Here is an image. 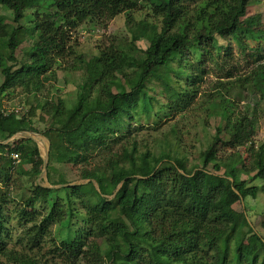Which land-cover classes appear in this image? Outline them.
<instances>
[{"label":"trees","instance_id":"trees-1","mask_svg":"<svg viewBox=\"0 0 264 264\" xmlns=\"http://www.w3.org/2000/svg\"><path fill=\"white\" fill-rule=\"evenodd\" d=\"M256 1L261 0H0L11 13L10 19L0 14V93L19 88L38 96L55 78L67 32L85 20L104 24L124 13L129 30H141L147 39L145 48L137 47L140 38L132 31L126 43L112 41L94 55H77L81 75L72 104L57 97L20 113L0 110V255H11L17 264H48L29 252L42 250L52 226L62 224L64 238L50 240L51 256L63 264H264V211L255 223L244 202L264 192V142H254L264 103V22L260 13L246 15ZM144 6L157 21L131 17ZM147 27L155 28L146 33ZM23 33L36 38L29 44ZM225 36L235 40L237 52L220 43ZM32 52L39 57L26 60ZM239 59L254 66L237 76V86L249 89L251 98L243 110L227 97L207 99L221 120L216 133L226 138L201 149L199 166L188 165L174 117L194 105L213 68L234 78ZM152 79L156 94L146 90ZM34 119L43 129L35 128ZM21 131L48 140L45 176L58 188L35 183L28 195L11 189L14 174L31 177L43 168L38 154L21 147L28 137L4 143ZM148 131L157 136L151 148L142 137ZM240 146H247L248 163L237 153L218 155L221 147ZM231 157L246 178L223 170ZM24 164L30 166L26 171ZM70 166L86 182L72 184L65 172L52 178V167ZM254 180L262 184L249 185ZM38 203L48 208L44 214L27 212ZM13 214L27 236L23 252L9 246ZM75 220L87 228H74ZM244 221L249 231L242 235ZM248 235L256 239L251 249L243 241Z\"/></svg>","mask_w":264,"mask_h":264},{"label":"rangeland","instance_id":"rangeland-1","mask_svg":"<svg viewBox=\"0 0 264 264\" xmlns=\"http://www.w3.org/2000/svg\"><path fill=\"white\" fill-rule=\"evenodd\" d=\"M150 10L148 6L141 7L138 11H134L131 13V17L135 20L146 19L148 21H157L158 17L152 16L150 14ZM255 13H260L262 16V21L264 22V0L256 1L250 3L246 9V15H253ZM0 14L2 16H6L7 19H10L9 15L11 14L4 7H0ZM132 25V24H131ZM154 25V24H153ZM155 27H147L145 28L146 33H150ZM135 32V35L140 38L136 41L137 47L145 48L147 45V39L144 38L145 35L142 34L141 30L131 28L129 30V26L126 21L125 14H121L115 17L112 20H109L104 24H97L95 22H90L89 20H85L80 25L76 26L73 29H70L67 32L68 42L66 51L62 54V57L59 59V64L55 66V78L47 82L45 89L38 94V96L34 97L32 94H27L23 92L19 88L10 89L5 92L0 93V110L5 113H9L11 111L18 110L19 113L21 111H25L31 105H35L37 102L44 101L45 98L56 99L57 97H62L67 104H72L75 97V83L79 80L81 71L75 67V58L77 55H82L83 57H89L97 53L98 46H104L108 42H117L126 43L125 41L130 40L131 32ZM36 34L28 35L27 33H23V37L28 39V43L30 44L35 38ZM220 43L223 46H231L234 52H237V47L235 40L230 37H221L219 39ZM28 45V44H27ZM262 53L264 54V45ZM27 46L21 47V51L27 49ZM20 50V49H19ZM18 50V51H19ZM39 53L32 52L26 53L25 59L33 61L37 59ZM195 57L198 56V52L194 53ZM237 71L234 78L226 79L221 77V74L214 68L210 71L208 75H206L201 83L200 93L196 97L194 105L189 109L187 113L180 116L177 115L174 117V122L176 123L177 137L179 138L181 152L180 154H185L188 157V165L199 166L198 156L199 152L203 147L206 146L207 143L215 141L218 137L226 138L224 134L221 136L216 133V126L221 123L219 119L218 112L213 109L212 106H209L206 102L208 98H211L213 95L223 96L230 98L235 101L236 107L239 110H243V105L249 102L251 98L249 89L240 88L237 86V76L241 75L243 72L248 69L253 68V63L251 61H245V59H239L234 63ZM211 68V67H210ZM158 73H165L163 69H159ZM2 82V76L0 74V83ZM146 85V90L150 94H156L159 92L156 81L154 79L148 80ZM209 106V108H208ZM38 112V111H37ZM36 112V113H37ZM259 120L256 127V133L254 136V142L256 146H259L264 142V103L261 104V110L259 114ZM20 116V114H17ZM43 122L38 121V119H34L33 124L38 131L43 129ZM163 129L165 131L168 129V124H166ZM142 135L143 140L149 148L152 147L154 137H157L155 133L148 131ZM23 135L21 137L28 136L29 141L23 142V148H29V154L34 156L38 154L41 158L45 156V149L49 145L48 140L38 132H30L23 131L22 133H16L10 137V140L15 139L16 137ZM13 138V139H12ZM27 138V137H26ZM232 153H237V156L240 157L244 163H248L249 156L247 152V146H240L234 149H229L225 147H221L218 153L219 157L222 159H226L228 155ZM28 154V155H29ZM238 157V158H239ZM234 158H229L225 163V168L223 169L226 172H233L241 178H246V173L242 171L241 163L233 166L232 161ZM28 164H24L22 169L28 170ZM52 178L56 176L58 173L65 172L66 178L73 183H83L86 182L83 179H79V171L75 167H68L66 169H58V167H52ZM34 176L29 177L28 174L25 175H17L14 174L15 183L11 185V189L15 194L20 195H28L29 188L31 184L39 183L44 186H51L46 179L45 173H43V168L34 169ZM256 184L261 185V181L254 180L249 185ZM53 186V185H52ZM58 188V187H57ZM59 193H62L59 192ZM24 197V196H22ZM245 207L242 203H238L235 205L236 209L239 211H243L245 208H250L246 212L247 217L252 219L251 221L257 223L259 220L256 217L262 211H264V192H258L257 197L250 198L248 197L245 201ZM40 203L36 204L34 209H27L28 213L37 212L41 215L46 212L48 209H44L39 206ZM10 209L14 207V203L9 204ZM16 214H13L14 219L11 221L12 229V242H10L9 246L12 247L17 252H23L26 250V241L27 236L24 235V230L21 226H19L18 220L15 218ZM252 223V222H250ZM29 226L30 223H27ZM73 227H84L87 228V225L75 220L73 221ZM52 233L49 235V238L43 243L42 250L37 251L33 250L29 253H33L38 255V257L48 259V264H63L62 260L57 259L56 257L51 256V251L53 247V240H50L52 237L55 242H58L61 238H64L66 235L62 224H54L51 228ZM241 234L244 235L248 233V223L246 221L243 222L241 226ZM264 232V231H263ZM241 238V237H240ZM239 240V239H238ZM244 243L246 248L251 249L249 246V242L256 243V239L248 235L245 238ZM52 247V248H51ZM254 247V246H253ZM0 264H17V260L11 255H0Z\"/></svg>","mask_w":264,"mask_h":264},{"label":"water","instance_id":"water-1","mask_svg":"<svg viewBox=\"0 0 264 264\" xmlns=\"http://www.w3.org/2000/svg\"><path fill=\"white\" fill-rule=\"evenodd\" d=\"M19 133H22V132H19ZM26 137H28V136H26ZM12 139H13V138H12ZM8 141H10V138H9L6 142H8ZM47 155H48V146H47L46 149H45V156L42 157V159H43V173L46 172ZM95 186H96V184H95ZM48 187L56 188V187H58V186H48Z\"/></svg>","mask_w":264,"mask_h":264},{"label":"built area","instance_id":"built-area-1","mask_svg":"<svg viewBox=\"0 0 264 264\" xmlns=\"http://www.w3.org/2000/svg\"><path fill=\"white\" fill-rule=\"evenodd\" d=\"M12 158L14 159V160H18V158H19V155H18V153H13L12 154Z\"/></svg>","mask_w":264,"mask_h":264},{"label":"crops","instance_id":"crops-1","mask_svg":"<svg viewBox=\"0 0 264 264\" xmlns=\"http://www.w3.org/2000/svg\"><path fill=\"white\" fill-rule=\"evenodd\" d=\"M21 132H23V131H21ZM21 136H23V135H20V136L16 137L15 139L20 138ZM10 141H11V140H10ZM4 143H6V141H4Z\"/></svg>","mask_w":264,"mask_h":264}]
</instances>
